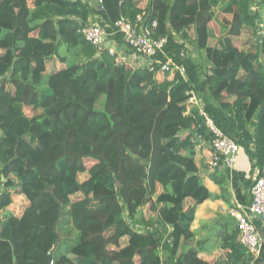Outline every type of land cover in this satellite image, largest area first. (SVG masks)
I'll list each match as a JSON object with an SVG mask.
<instances>
[{
    "label": "trees",
    "instance_id": "16d2710c",
    "mask_svg": "<svg viewBox=\"0 0 264 264\" xmlns=\"http://www.w3.org/2000/svg\"><path fill=\"white\" fill-rule=\"evenodd\" d=\"M98 1L111 25L125 20L138 31L155 21L154 39L171 29L203 56L206 95L235 98L220 107L252 122L254 166L264 177V38L249 0ZM93 13L82 0H0V264H161L162 235L137 232L133 223L148 224L138 212L149 204L172 228L176 255L192 240L196 206L210 198L193 135L205 144L213 135L203 116L188 113L192 86L177 73L157 81L146 67L128 70L106 48L96 57L81 34ZM218 21L223 41L210 47ZM230 37L246 40L236 48ZM54 58L64 69L46 75ZM25 108L37 113L27 117ZM14 195L25 201L20 214L7 212ZM66 208L77 236L54 255ZM222 230L227 254L214 264H249L235 223ZM177 264L208 263L190 249Z\"/></svg>",
    "mask_w": 264,
    "mask_h": 264
},
{
    "label": "crops",
    "instance_id": "0c3cea01",
    "mask_svg": "<svg viewBox=\"0 0 264 264\" xmlns=\"http://www.w3.org/2000/svg\"><path fill=\"white\" fill-rule=\"evenodd\" d=\"M96 1L97 0H95V4H90L86 1L94 10V13L88 19V24H99L103 27L105 31L104 47L121 53V57L125 61V68L128 70L145 67L146 64L151 61L159 63L170 61L177 65H181L185 70L183 78L190 83L196 96L194 104L187 107L188 113L192 110L196 111L200 116L204 115L225 137L234 141L238 146L236 163L231 169L218 166L217 169L211 172L208 170L210 144H205L202 141L201 145L195 143L197 146L194 160L197 173L202 184L210 193V198L196 206L194 219L190 227L193 234L192 240L187 244L181 242L176 255H172L171 252L170 234L172 228L159 224L157 212L152 211L149 204H146L138 213L143 223H148L147 228L145 224L142 223L138 225L133 223L132 225L137 232L146 231L151 228V232L158 231L161 233V264H177V259L181 254L183 252H188L190 249H192V252H196L198 259L208 264L221 261L225 259L227 254V251L221 249L223 247L222 237L225 233L224 230H222V225L226 221H230L233 226L235 222L231 216L232 210L247 211L250 203V188L254 179L258 177V171L254 166L255 146L252 122L242 125L235 120L233 114L220 107V103H226L228 106H232L236 102L235 98H225V96H222V99H217L206 95V86L200 78L199 72L201 68L207 67V64L203 60V56L194 50L192 46L190 47V45L182 39L180 34L169 29L166 35V44L162 51L157 52L152 59L143 58L125 45L123 35L108 23L105 14L100 11ZM249 3V9L254 18L256 28L262 38H264V0H249ZM144 5L145 2H142L141 6L143 7ZM211 28L213 37L209 40V46L219 47V41H223L224 36L221 31H219V21L218 23H212ZM230 40L234 47L240 48L242 43L246 40V37H230ZM261 60L264 66V52ZM49 64L54 65L55 68L51 69L48 67ZM62 69H64V64L55 58L45 65L46 75H53ZM171 76L172 75H169V79ZM163 78L164 74L158 73L156 75L157 81H161ZM30 109L31 108L24 109V114L27 117L32 116L31 114L29 116L26 114H29L28 111ZM186 135L187 133H184L182 137ZM215 180H217V182ZM218 181L223 183V189L218 185ZM191 204L192 206L194 205L193 200L192 203L187 200L185 205L187 207ZM254 223L259 230L260 239L263 243L262 261H264V220L256 219ZM135 261H138V258H135Z\"/></svg>",
    "mask_w": 264,
    "mask_h": 264
},
{
    "label": "built area",
    "instance_id": "2783aa9c",
    "mask_svg": "<svg viewBox=\"0 0 264 264\" xmlns=\"http://www.w3.org/2000/svg\"><path fill=\"white\" fill-rule=\"evenodd\" d=\"M101 4L98 1V6ZM101 10V6L99 8ZM141 21V17L137 18ZM119 33L123 35V41L127 47L133 50L137 55L152 59L157 52L162 51L166 44V38L154 39L152 37L153 30L156 29L157 23L154 21L147 28L136 30L130 22L120 20L112 24ZM81 34L85 40L89 42L97 50V54L102 52L105 47V31L99 24H88L83 27ZM110 56H114L117 64H124L125 61L121 57V53L113 49L106 48ZM118 57V59H117ZM150 72L156 74L173 75L175 73L184 77L185 70L181 65H177L170 61L156 62L151 61L145 66ZM188 99L187 107L194 104L196 96L193 90L187 92ZM206 126L213 135V140L210 143V157L208 161V170L214 171L218 166H223L226 169H231L236 163V154L238 153L237 144L228 139L223 133L216 128L212 122L204 115ZM231 216L235 222L238 232L239 241L246 251L249 258V264H258L262 260V241L260 239L259 230L255 226L254 220H264V177L254 179L250 188V203L247 211L232 210Z\"/></svg>",
    "mask_w": 264,
    "mask_h": 264
},
{
    "label": "rangeland",
    "instance_id": "374dc122",
    "mask_svg": "<svg viewBox=\"0 0 264 264\" xmlns=\"http://www.w3.org/2000/svg\"><path fill=\"white\" fill-rule=\"evenodd\" d=\"M82 1L83 2L87 1L90 4L91 3L95 4V0H82ZM188 31L190 33V28H188ZM219 31H221V28H220ZM67 49L68 48L66 47V45L61 43L60 46H59L58 52L60 53L61 56H64L65 53L67 52ZM48 67H50L51 69L55 68V66L52 65V64H49ZM28 112H29V114L26 113L28 116L30 114L31 115H35L37 113V111H32V109H30ZM91 164H92L91 161H89V160L85 161L86 168H89L91 166ZM85 177H86V175L80 176L79 181H83L85 179ZM72 200H74V199H72ZM24 206H25L24 199L22 197H20V196L14 195L13 196V200H12V204L7 208V212L14 213V214H20L21 211H22V208ZM68 211H69L68 208L64 209V213H63V215H62V217L60 219V223L57 226L58 243L56 244V246L54 248V251H53L54 255L67 253V251H68V249H67L68 247L67 246H70L74 242V240L76 238L75 235L77 236V233L72 228V225H71V222H70V218L68 216ZM71 240H72V242H70Z\"/></svg>",
    "mask_w": 264,
    "mask_h": 264
},
{
    "label": "water",
    "instance_id": "95a60500",
    "mask_svg": "<svg viewBox=\"0 0 264 264\" xmlns=\"http://www.w3.org/2000/svg\"><path fill=\"white\" fill-rule=\"evenodd\" d=\"M101 11V10H100ZM99 56V54H96V57H98ZM193 139H194V141H195V143L197 144V145H201L202 144V142H201V140H199L196 136H194L193 135ZM116 186L118 187L119 186V183H117L116 182ZM139 213V212H138ZM237 241L239 242V237L237 238ZM263 242H264V238H263ZM48 264H51V259L49 260V262H48Z\"/></svg>",
    "mask_w": 264,
    "mask_h": 264
},
{
    "label": "clouds",
    "instance_id": "9594fccd",
    "mask_svg": "<svg viewBox=\"0 0 264 264\" xmlns=\"http://www.w3.org/2000/svg\"><path fill=\"white\" fill-rule=\"evenodd\" d=\"M99 8V7H98Z\"/></svg>",
    "mask_w": 264,
    "mask_h": 264
}]
</instances>
